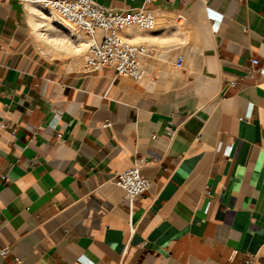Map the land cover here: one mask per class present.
<instances>
[{
  "label": "crops",
  "instance_id": "obj_1",
  "mask_svg": "<svg viewBox=\"0 0 264 264\" xmlns=\"http://www.w3.org/2000/svg\"><path fill=\"white\" fill-rule=\"evenodd\" d=\"M197 2L198 62L157 89L43 52L40 7L0 0V264H264V75L246 69L264 0H151L171 27L135 38L145 75L183 66L174 22ZM140 158L153 182L130 211L115 175Z\"/></svg>",
  "mask_w": 264,
  "mask_h": 264
},
{
  "label": "built area",
  "instance_id": "obj_2",
  "mask_svg": "<svg viewBox=\"0 0 264 264\" xmlns=\"http://www.w3.org/2000/svg\"><path fill=\"white\" fill-rule=\"evenodd\" d=\"M53 11L69 28L86 39V52L82 62L84 71L91 72L110 66L119 77L139 80L145 74L142 56L149 48L142 42L133 41L125 34V29L135 26L140 30H152L156 27L158 14L151 7V0H145L140 7L116 9L97 0H23ZM183 56L179 54L176 64L180 66ZM247 75H264V67L258 58H252ZM235 85V80L230 81ZM107 122L104 125H109ZM146 164L144 158L118 171L115 181L125 190L130 211L137 197L147 192L152 179L141 173ZM133 230V228L131 227ZM5 248L0 249L4 254Z\"/></svg>",
  "mask_w": 264,
  "mask_h": 264
},
{
  "label": "bare ground",
  "instance_id": "obj_3",
  "mask_svg": "<svg viewBox=\"0 0 264 264\" xmlns=\"http://www.w3.org/2000/svg\"><path fill=\"white\" fill-rule=\"evenodd\" d=\"M36 13H37V16L39 15L38 18H40V20H38V24H40L39 26H45V25H47L49 23V24L52 25L51 28L53 27L54 29L61 30V32H62L61 34H64V36L68 35L70 37L71 35H76V32L72 31L71 28H69L62 20H60L59 17L53 11H51L49 9L48 10H41L39 8ZM199 14H200V2H197L193 6V8L191 10H189L187 12H183V13L179 14V16H178L179 18H183L185 21L188 20V19L190 21L188 25H186V23L181 22V21L178 22V24H183L182 25L183 26V32L182 33H184L185 38H186L185 40H187L185 42V49H184V52H183V55H185V64L183 66H181V67L180 66H178V67L177 66H172L171 62H172L173 59H171V58L167 59V60L161 59V60L154 61V62H157L158 65H160L161 69L159 70V75L157 76V79H154L151 76L144 74L145 76L143 75L142 76L143 78L142 77H141L142 79L140 78L142 85H148V86L150 85L151 87H154V88H157V89L158 88L164 89V88L170 87L171 85L175 84L176 82L182 83V82H184L186 80L187 74L189 73V65L197 63L198 59H199L198 56L203 51L202 46L199 43L197 30H196V22H197V19L199 17ZM46 27L45 28L43 27L42 30H44V29L46 30ZM42 33L47 35V40L48 41H50V40L51 41L52 40H59V38L56 37V36H53V34H49L48 32H45V31L42 32ZM55 33H56V31H55ZM135 33H136V27L135 26H130V27L125 29V34L128 37L132 38L133 41L136 40V38H135L136 34ZM137 37H138V35H137ZM77 40L80 41V39H77ZM83 44L84 43L78 44L76 51L79 52L82 49V47H80V46H83ZM86 45H87V43H86ZM73 48H75V47L73 46ZM40 49L43 52H45V47L42 46L41 44H40ZM48 49H47V51H48ZM49 51H50V49H49ZM47 54H48V52H47ZM62 56H64V55H62ZM73 57H74L73 63H78V64H80L81 61H83V58H84L83 57L82 60L80 61V59H81L80 58V54H77V53ZM144 62L145 61H142L143 64H144ZM71 65L72 64L70 63L69 66H71ZM150 67H151V65H150Z\"/></svg>",
  "mask_w": 264,
  "mask_h": 264
},
{
  "label": "rangeland",
  "instance_id": "obj_4",
  "mask_svg": "<svg viewBox=\"0 0 264 264\" xmlns=\"http://www.w3.org/2000/svg\"><path fill=\"white\" fill-rule=\"evenodd\" d=\"M41 10H48V9H43V8H40ZM38 10V9H37ZM37 10H36V12H37ZM39 17V15L37 16V14H36V18H35V20H34V29H35V34H36V41L38 42L37 44H41L42 46H44L45 47V50L47 51V49L49 48V49H52L53 50V52L51 53V51H49V49H48V52L50 53V55H52V56H62V55H64V57H68V56H72V55H75L76 53L77 54H80V61L82 60V58L84 57V54H85V52H86V39H85V37L83 36V35H81V34H78V33H76V35H71L70 37L68 36V35H65L64 36V34H61L62 32H61V30H58V29H54L53 27V29L51 28V24H47V25H45V26H39L40 24H38V20H40V18H38ZM184 22V23H186V25H188L189 24V19L188 20H184L183 18H179V19H177V20H175V22H174V24H175V27H177V29L179 30V31H183V24H178V22ZM160 25H165V27L167 28L168 26H170L171 27V23H167V22H165V21H162L161 19H159L158 18V21H157V25H156V28H158ZM48 28H47V27ZM43 27L45 28L46 27V30L44 29V30H42L43 29ZM173 27V26H172ZM40 28V29H39ZM51 28V29H50ZM42 30V31H41ZM72 30V29H71ZM48 32L49 34H53V36H56V37H58L59 38V40H50V41H48L47 40V35L46 34H43L42 32ZM55 31H56V33H55ZM73 31V30H72ZM139 31V29L136 27V33ZM39 33V34H38ZM135 33V34H136ZM38 35V36H37ZM44 35V36H43ZM46 35V36H45ZM63 35V36H62ZM62 37V38H61ZM41 38L42 39H44V41L43 40H41ZM66 38V39H65ZM77 39H80V41L79 40H77ZM66 40V41H65ZM79 43H78V42ZM134 41H136V42H141L140 40H134ZM63 42V43H62ZM84 43L83 44V46H80V47H82V49L78 52V51H76V49H77V45L78 44H82V43ZM66 43V44H65ZM47 44V45H46ZM54 44V45H53ZM73 46L75 47V48H73ZM73 48V49H72ZM182 53H183V51H182ZM82 62L83 61H81V63H80V66H81V64H82ZM185 64V63H184ZM190 80H192V81H194V80H196V77L195 76H193V75H189V77H188Z\"/></svg>",
  "mask_w": 264,
  "mask_h": 264
}]
</instances>
